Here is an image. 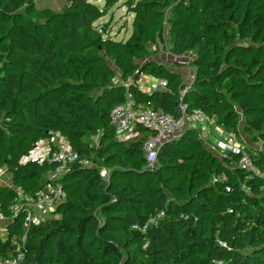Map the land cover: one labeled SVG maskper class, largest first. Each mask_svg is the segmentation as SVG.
I'll return each mask as SVG.
<instances>
[{"label": "trees", "instance_id": "trees-1", "mask_svg": "<svg viewBox=\"0 0 264 264\" xmlns=\"http://www.w3.org/2000/svg\"><path fill=\"white\" fill-rule=\"evenodd\" d=\"M118 1L54 10L0 0V168L9 174L0 259L25 234L22 264H264V0H124L126 39L97 24ZM157 41L193 56L190 84L164 62L140 61ZM141 72L166 83L139 89ZM128 96L174 116L182 98L234 133L260 173L238 153L210 150L199 127L161 144L148 165V129L130 141L114 135L111 110ZM54 131L91 164L59 177L56 218L26 226L10 206L56 163L20 158Z\"/></svg>", "mask_w": 264, "mask_h": 264}, {"label": "built area", "instance_id": "built-area-1", "mask_svg": "<svg viewBox=\"0 0 264 264\" xmlns=\"http://www.w3.org/2000/svg\"><path fill=\"white\" fill-rule=\"evenodd\" d=\"M192 79L193 77L189 81L190 83ZM112 81L113 83L120 82L118 77H114ZM129 83L130 81H127L124 85L128 86ZM136 83L139 89L151 91L157 87H163L166 82L163 79L154 78L141 72ZM110 118L114 127V135L118 140L130 141L139 134L140 127L149 131L152 130L143 142L148 165L155 162L157 150L161 144L175 139L187 127H199L200 132H203L209 131V128L214 126L219 129L217 132L218 137L209 135L208 148L222 156L227 152L238 153L240 155V166L260 173L234 133L225 131L222 124H218L214 118L209 117L200 109L187 111L186 103L183 102L182 98H180L179 103V114L174 116L162 110L144 106L142 103H136L134 99L128 96L124 102L112 108ZM91 138L97 141V135H93ZM27 161L38 164L55 162L56 166L54 170L48 172L44 184L33 195L19 193V201L10 206L13 216H16L18 212L24 214V224L26 226L38 224L43 220L40 215L51 208L55 209L58 202L63 199L64 192L58 179L69 170L70 165L77 163L79 166H88L91 164L88 160L80 157L79 153L72 148L65 136L59 131H54L49 137L35 142L28 153L20 158L21 163ZM3 171L5 173V168H0V172ZM100 174L102 177H107L108 171L106 168H102ZM262 175L264 176V174ZM5 221H7V218L0 210V232L3 234H5ZM12 240L15 253L12 256L1 258L0 264H22L25 234H22L19 239L14 236ZM222 245L225 244L222 243Z\"/></svg>", "mask_w": 264, "mask_h": 264}, {"label": "rangeland", "instance_id": "rangeland-1", "mask_svg": "<svg viewBox=\"0 0 264 264\" xmlns=\"http://www.w3.org/2000/svg\"><path fill=\"white\" fill-rule=\"evenodd\" d=\"M95 3L101 5L104 0H93ZM124 0H119L106 14L105 16L101 17L97 24L102 26H106V29L109 31L112 37L118 39H126L130 33V30L126 31L123 28L124 23L129 22L131 16H129L126 12L125 6H123ZM67 0H36V5L39 9L41 8H51L54 10L61 9L65 6ZM166 37V34L164 35ZM150 53L140 61L146 60L148 58L156 59L158 61L166 63L170 68L174 70H179L181 72L182 78L185 82L190 83L189 81L194 75L195 68L192 65V55L188 52L177 55L174 54L168 42L166 43H159V41L152 43L149 45ZM146 86V85H144ZM210 125L208 124V127ZM219 129L212 126L209 128V131H201L199 132V136L205 140V144L208 147L209 142V135L216 136ZM246 142L251 143L250 139L243 135ZM239 140V139H238ZM240 141V140H239ZM241 142V141H240ZM242 143V142H241ZM256 145H260V142L257 141ZM9 174L5 171L0 172V184L9 182ZM41 219L49 218L53 219L57 217V213L55 212L54 208L50 210H46L44 213L40 215Z\"/></svg>", "mask_w": 264, "mask_h": 264}, {"label": "bare ground", "instance_id": "bare-ground-1", "mask_svg": "<svg viewBox=\"0 0 264 264\" xmlns=\"http://www.w3.org/2000/svg\"><path fill=\"white\" fill-rule=\"evenodd\" d=\"M152 131V130H150ZM185 131V130H184ZM139 132H140V129H139ZM118 140V139H117ZM62 191H63V188H62ZM64 192V191H63ZM65 198V192H64V196H63V199Z\"/></svg>", "mask_w": 264, "mask_h": 264}, {"label": "crops", "instance_id": "crops-1", "mask_svg": "<svg viewBox=\"0 0 264 264\" xmlns=\"http://www.w3.org/2000/svg\"><path fill=\"white\" fill-rule=\"evenodd\" d=\"M4 225H5V223H4ZM5 229V228H4ZM6 230V229H5Z\"/></svg>", "mask_w": 264, "mask_h": 264}, {"label": "clouds", "instance_id": "clouds-1", "mask_svg": "<svg viewBox=\"0 0 264 264\" xmlns=\"http://www.w3.org/2000/svg\"><path fill=\"white\" fill-rule=\"evenodd\" d=\"M2 233V232H1ZM3 234V233H2Z\"/></svg>", "mask_w": 264, "mask_h": 264}]
</instances>
